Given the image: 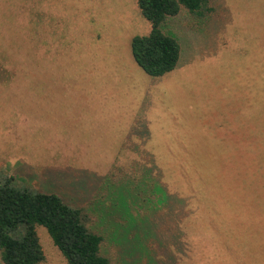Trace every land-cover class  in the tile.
<instances>
[{
	"label": "rangeland",
	"instance_id": "1",
	"mask_svg": "<svg viewBox=\"0 0 264 264\" xmlns=\"http://www.w3.org/2000/svg\"><path fill=\"white\" fill-rule=\"evenodd\" d=\"M217 3L218 21L174 18L179 64L153 77L132 52V39L151 31L139 0L5 1L0 61L18 71L3 84L0 69V181L50 185L67 202L72 188L91 189L112 167L149 153L167 189L191 202L190 235L246 232L262 248L263 215L234 207L264 202V0ZM30 5L44 12L41 21ZM38 234L41 264H68L44 227ZM203 240L214 248L209 233ZM178 255V264H192Z\"/></svg>",
	"mask_w": 264,
	"mask_h": 264
},
{
	"label": "trees",
	"instance_id": "2",
	"mask_svg": "<svg viewBox=\"0 0 264 264\" xmlns=\"http://www.w3.org/2000/svg\"><path fill=\"white\" fill-rule=\"evenodd\" d=\"M5 1L8 0H0V26L9 17L2 15ZM30 6L31 16L43 18V11ZM139 8L150 21L151 31L132 39V52L137 63L153 77L163 76L179 64L182 49L171 27L175 17L187 12L193 21L204 24L213 17L218 21L222 9L217 0H139ZM13 21L18 23L16 18ZM36 25L34 22L33 26ZM66 45L67 41L62 40L56 52ZM5 60L0 61V69L6 72L1 78L3 84H10V75L18 70ZM261 98L264 101V94ZM139 155L141 158L133 160L128 169L112 167L93 181L91 189L72 188L67 202L57 192H50V185L44 191L45 188L41 190L28 183L20 185L14 176L2 179L0 264H41L45 253L38 227L47 230L68 264H178L179 253L192 264H239L232 256L234 252L242 257L240 264H264V246L258 248L251 233H220L212 228L190 235L183 220L191 215V202L167 189L152 154ZM187 182L195 184L190 179ZM191 200L202 204L192 197ZM241 207L235 210L236 214L263 215L264 223V202L253 201L246 206L236 203L234 208ZM221 213L217 210L213 215ZM205 233L211 235L214 248L207 240L200 241ZM230 239L237 244L234 249L227 244Z\"/></svg>",
	"mask_w": 264,
	"mask_h": 264
}]
</instances>
